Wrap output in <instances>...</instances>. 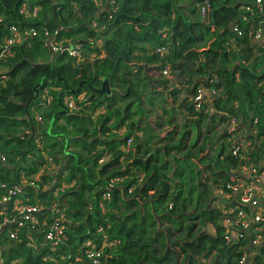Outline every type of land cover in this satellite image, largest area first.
<instances>
[{"label": "trees", "instance_id": "1", "mask_svg": "<svg viewBox=\"0 0 264 264\" xmlns=\"http://www.w3.org/2000/svg\"><path fill=\"white\" fill-rule=\"evenodd\" d=\"M22 3L37 15L21 12ZM254 4L0 0V45L11 26L21 35L0 60V199L22 178L32 181L1 203L0 222L20 198L41 206L34 216L46 223L20 228L17 239L9 237L16 225H4V263L91 264L90 240L103 250L99 264H239L249 236L225 244L226 213L212 192L233 182L241 164L231 154L235 141L249 143V163H264V40L250 33L264 27V0L262 10ZM48 36L80 42L83 57L52 54ZM105 77L109 93L98 91ZM199 90L207 96L198 103ZM176 110L186 113L180 122ZM153 112L156 126L172 125L164 136L142 124ZM230 118L238 122L232 133ZM55 202L66 221L52 252L42 242ZM247 264H264V247L252 248Z\"/></svg>", "mask_w": 264, "mask_h": 264}, {"label": "built area", "instance_id": "2", "mask_svg": "<svg viewBox=\"0 0 264 264\" xmlns=\"http://www.w3.org/2000/svg\"><path fill=\"white\" fill-rule=\"evenodd\" d=\"M251 5L246 7L247 11L251 9ZM254 6H256L259 10H262V0H255ZM20 11L26 12L32 16H36L38 13V8L33 7L32 10H29L27 3H22ZM93 26L96 27L97 24L94 23ZM233 29H237V26H234ZM9 31L12 34L11 38L3 41L0 45V60L3 59V57L6 55V52H8L13 43L15 41L18 42L21 39V35L17 33L15 27L11 26ZM30 33L32 35L35 32L30 31L27 34ZM250 33L254 41L260 42L264 40V27L260 26L255 30L252 29ZM45 43L49 51L54 55L57 53L66 52L69 57L75 58L77 60H80L83 57L82 46L80 42L67 41L65 45L61 42L53 43L52 37L48 36ZM5 79V72L0 70V87L4 85ZM204 95L207 96V92L199 90L195 96V102L199 103L200 101L204 100ZM40 98L44 99L47 103L51 101V97L48 95L47 89H44L40 92ZM69 106L72 108V103H69ZM37 118L39 119V117ZM236 127L237 122L234 118L227 119L225 125L226 132L232 133L236 130ZM253 132L255 133V130H253ZM130 142L131 140L129 139L127 144L129 145ZM239 147L246 149L244 153H239ZM248 147L249 143H246L243 146H241V144L237 145V141L233 143L231 154L235 155L236 157L239 156L241 164L235 169V171L232 172L233 182L228 183L226 187H217L213 195L215 199L217 198L220 201L221 207L215 204V201H213V205L217 208L223 209V211L226 213V215H224L219 222V225H221L223 228L222 236L224 238L225 244L228 246L236 244L237 240L241 238L244 233L248 234L249 236L247 245L240 248L242 253L239 264L248 263L249 256L251 255L250 248L264 247V163L258 165L249 163L250 158L247 155ZM1 159L3 160V157H1ZM25 184L30 185L32 184V181L28 182L22 178L17 185L7 189V193L0 199V214H2L4 211L2 204L8 201L9 197L22 194V186ZM226 206H229V208H225ZM41 208V206H33L24 203L20 198H16L12 208V216L0 222V229L4 225L6 226L15 224L16 228L15 230L9 232V237L10 239H17V232L20 230V228L26 225H37L38 223H40V225H45V221H39L34 216V212L39 211ZM49 211L52 213L53 221L49 225L48 230H46L42 245H47L50 251L54 252L57 246L64 239L63 230L66 219L64 209L57 202L51 205ZM209 230L211 234H214L216 231L214 226H210ZM32 245L34 246L36 244L33 243ZM85 254L86 257L91 261V264H99L100 257L103 255V250L101 248H97L92 241L87 240L85 242ZM61 259H63V257H60V260ZM202 262L203 264H209L208 259H202ZM0 264H6L1 257ZM53 264L60 263L55 261ZM67 264L74 263L68 262Z\"/></svg>", "mask_w": 264, "mask_h": 264}, {"label": "rangeland", "instance_id": "3", "mask_svg": "<svg viewBox=\"0 0 264 264\" xmlns=\"http://www.w3.org/2000/svg\"><path fill=\"white\" fill-rule=\"evenodd\" d=\"M151 72L153 73V71H151ZM173 102H175V101L172 99V104H173ZM156 114H157L156 112H153V113L149 114V116L146 119H144V122H142V124H144V126L147 127V128H149L150 125L153 126V127H155V130H154L155 132L156 131H159V130H157V129H159V126H156V122L158 121V116ZM185 115H186V113L184 111L178 113L177 110H176L174 112V120L176 119L177 122H180L182 120V117H185ZM162 118L163 117H161V119ZM161 119L159 120L160 123L163 122V120H161ZM165 119L166 118H164V120ZM168 125L167 124H164L163 126H161L162 127L161 128V131H164V130L168 129L169 126L172 127V125H169V126ZM237 125H238V122H237ZM223 127H224V125L221 124L220 126H218L216 128V130H218L220 132V131H222ZM124 131H125L124 129L117 130V132H119V133H124ZM129 144H131V142ZM49 168H52V166L49 167ZM205 175H207V174L205 173ZM213 201H215V204H217V205H219V207H221V203H220V201L217 198L215 200H213ZM62 204H64L65 206H67L66 203H65V201H62ZM199 227H200V225H199ZM208 228H209L208 226L205 227V228H203V231L208 232L209 231ZM180 264H183L182 261L180 262Z\"/></svg>", "mask_w": 264, "mask_h": 264}, {"label": "water", "instance_id": "4", "mask_svg": "<svg viewBox=\"0 0 264 264\" xmlns=\"http://www.w3.org/2000/svg\"><path fill=\"white\" fill-rule=\"evenodd\" d=\"M108 79L105 77L102 79V84H101V87L98 89L99 92H106V93H109L110 92V89H109V85H108ZM34 91H35V95H34V99L37 98V95H38V89L37 87L34 88ZM62 113H66V109L64 108ZM226 131V130H225ZM224 131V132H225Z\"/></svg>", "mask_w": 264, "mask_h": 264}, {"label": "crops", "instance_id": "5", "mask_svg": "<svg viewBox=\"0 0 264 264\" xmlns=\"http://www.w3.org/2000/svg\"><path fill=\"white\" fill-rule=\"evenodd\" d=\"M162 125H164V124H162ZM161 128H162V127H161ZM161 128L158 129L159 131H157V133H160V134H159L160 136H164V134H162ZM158 145H160L159 142H158V141H155V142H154V146H158ZM212 193H213V195H214V191H213ZM251 249H252V248H250V252H251Z\"/></svg>", "mask_w": 264, "mask_h": 264}]
</instances>
